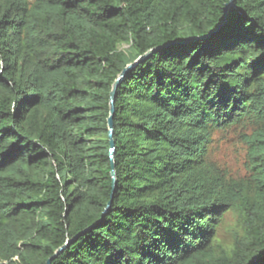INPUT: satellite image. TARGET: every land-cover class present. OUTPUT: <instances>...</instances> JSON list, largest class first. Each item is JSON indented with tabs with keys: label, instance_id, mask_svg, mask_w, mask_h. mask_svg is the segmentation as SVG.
Returning a JSON list of instances; mask_svg holds the SVG:
<instances>
[{
	"label": "trees",
	"instance_id": "16d2710c",
	"mask_svg": "<svg viewBox=\"0 0 264 264\" xmlns=\"http://www.w3.org/2000/svg\"><path fill=\"white\" fill-rule=\"evenodd\" d=\"M230 1L0 0V264H264V0L196 40ZM159 47L117 89L113 194L111 92ZM246 119L227 181L209 148Z\"/></svg>",
	"mask_w": 264,
	"mask_h": 264
},
{
	"label": "rangeland",
	"instance_id": "374dc122",
	"mask_svg": "<svg viewBox=\"0 0 264 264\" xmlns=\"http://www.w3.org/2000/svg\"><path fill=\"white\" fill-rule=\"evenodd\" d=\"M127 48V45H123L121 50ZM255 119H246L238 126L216 130L214 133L208 160L218 168L227 181L243 182L251 178L248 145L244 135H250L256 128L258 122ZM243 228L244 225L238 215L229 214L218 229L222 244L229 247L234 242L235 232L242 231Z\"/></svg>",
	"mask_w": 264,
	"mask_h": 264
},
{
	"label": "water",
	"instance_id": "95a60500",
	"mask_svg": "<svg viewBox=\"0 0 264 264\" xmlns=\"http://www.w3.org/2000/svg\"><path fill=\"white\" fill-rule=\"evenodd\" d=\"M235 0H231L225 7L224 9V20L219 24V26L217 27L216 30L212 31L209 35L200 37V38H196V40H206L207 38L211 37L214 34L220 33L224 27L227 25V16L228 13L231 9V7H233ZM195 40V39H194ZM160 48L163 47H159L156 48L154 50L149 51L147 54H145L144 56L140 57L137 61H135L133 64L128 65L124 71L120 74V76L118 77V79L116 80V83L113 86V90L111 92V100H110V106H111V116L108 119V127H109V140H110V144H111V167H112V177H113V181H114V191L113 194L115 192V187H116V183H117V177H116V164H115V154H116V147H115V141H114V132H115V127H114V115H115V98H116V93H117V89L118 86L120 85V83L122 82L123 78L125 77V75L132 70L137 63L139 62H143L144 60H146L149 56H151L153 53H155L157 50H159ZM113 197V196H112ZM111 205V203H110ZM109 205V206H110ZM89 232L86 231L82 234H85ZM67 248V245L63 248H61L55 255L54 257H52L47 264H52V261L57 258V256L59 254H61L65 249Z\"/></svg>",
	"mask_w": 264,
	"mask_h": 264
}]
</instances>
